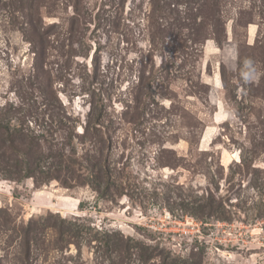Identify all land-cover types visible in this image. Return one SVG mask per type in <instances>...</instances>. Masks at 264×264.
Returning <instances> with one entry per match:
<instances>
[{"label": "rangeland", "instance_id": "374dc122", "mask_svg": "<svg viewBox=\"0 0 264 264\" xmlns=\"http://www.w3.org/2000/svg\"><path fill=\"white\" fill-rule=\"evenodd\" d=\"M0 264H264V0H0Z\"/></svg>", "mask_w": 264, "mask_h": 264}, {"label": "built area", "instance_id": "2783aa9c", "mask_svg": "<svg viewBox=\"0 0 264 264\" xmlns=\"http://www.w3.org/2000/svg\"><path fill=\"white\" fill-rule=\"evenodd\" d=\"M177 211V212H176ZM145 222L141 223L151 233L155 240H162L171 244L170 239L191 240L196 244L203 245L205 237L210 240L221 243V239L216 235L219 228L227 224V221L208 222L196 216H193L183 210H169L163 208L159 213H152V215L142 216ZM216 227L214 231L207 234L206 230ZM231 241V240H229ZM173 244V243H172ZM176 247V246H175ZM217 250L219 248L215 247ZM227 260L235 259L236 255L231 253L224 254Z\"/></svg>", "mask_w": 264, "mask_h": 264}, {"label": "clouds", "instance_id": "9594fccd", "mask_svg": "<svg viewBox=\"0 0 264 264\" xmlns=\"http://www.w3.org/2000/svg\"><path fill=\"white\" fill-rule=\"evenodd\" d=\"M257 71L258 69L255 61L251 58H246L243 61V65L240 71L241 79L246 83L251 82Z\"/></svg>", "mask_w": 264, "mask_h": 264}, {"label": "trees", "instance_id": "16d2710c", "mask_svg": "<svg viewBox=\"0 0 264 264\" xmlns=\"http://www.w3.org/2000/svg\"><path fill=\"white\" fill-rule=\"evenodd\" d=\"M212 38L216 41V43L221 44L223 40H225V29L224 25L221 23L220 20H215L212 22ZM225 221V220H223Z\"/></svg>", "mask_w": 264, "mask_h": 264}, {"label": "crops", "instance_id": "0c3cea01", "mask_svg": "<svg viewBox=\"0 0 264 264\" xmlns=\"http://www.w3.org/2000/svg\"><path fill=\"white\" fill-rule=\"evenodd\" d=\"M212 43V44H211ZM208 47V49L210 50V52L212 51V49L216 46L212 41L209 42L207 41L206 43H204V47Z\"/></svg>", "mask_w": 264, "mask_h": 264}]
</instances>
